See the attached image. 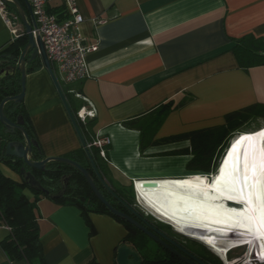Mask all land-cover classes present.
<instances>
[{"label": "crops", "instance_id": "crops-1", "mask_svg": "<svg viewBox=\"0 0 264 264\" xmlns=\"http://www.w3.org/2000/svg\"><path fill=\"white\" fill-rule=\"evenodd\" d=\"M74 2L83 18L78 28L83 44L97 50L85 59L86 77L68 87L80 95L86 111H94L92 139H109L105 157L100 156L106 184L132 191L136 201L137 182L206 176L187 170L193 156L189 140L160 142L141 150V131L122 123L135 118L138 127L148 126L154 108L185 100L184 107L169 112L155 130L154 142L221 126L227 113L264 105V66L243 70L231 52L234 41L247 35L264 44V0ZM60 7L56 1L47 10L63 20ZM8 14L11 26L0 12V53L19 38L13 37L11 28L18 35L24 33L18 14V18ZM22 104L43 158L64 157L82 148L42 64L27 73ZM250 122L257 127L242 131ZM248 123L239 134L264 128V117ZM0 173L21 183L3 162ZM23 194L34 199L27 188ZM35 214L46 264H116V249L128 231L115 219L89 213L87 224L77 207L59 205L42 195ZM4 226L0 224V264H27L9 259L3 247L9 231Z\"/></svg>", "mask_w": 264, "mask_h": 264}, {"label": "trees", "instance_id": "trees-1", "mask_svg": "<svg viewBox=\"0 0 264 264\" xmlns=\"http://www.w3.org/2000/svg\"><path fill=\"white\" fill-rule=\"evenodd\" d=\"M59 9L61 10L63 7H60ZM7 12L15 14L18 18L17 12L12 5L7 6ZM48 12L53 13L51 10ZM26 43L27 38L25 34L22 33L9 48L5 49L0 54H9L17 57L20 55ZM231 52L235 56L239 68L243 70H248L252 67L264 66V44L260 39H256L253 36H243L242 38L234 41ZM39 67H41V61L37 59L29 65L27 73L35 72L39 69ZM59 85L68 106L75 117L80 133L85 140L86 145H89L93 141L91 129L93 124L92 119L94 118L87 119L84 122L78 119L76 116L77 106L74 104L73 99H71L73 95L68 93L72 90V88L64 86L60 81ZM19 92V73H15L13 76L0 82V102L5 97L17 95ZM185 104L186 101L184 100L176 105H173L172 102L159 105L150 112L153 115L149 116L151 121L148 126L143 127L141 125V127H138L137 120L135 118L124 121L122 126L128 129L138 128L141 131V150L145 149L148 145H156L160 142L189 140L191 142L193 156L187 164V170L205 175L215 174L218 162L227 148L231 137L235 133L239 132L240 127L247 124L250 120L261 119L264 117V105L253 104L238 111L227 113L224 116V124L221 126L180 134L167 139L152 142L151 136L161 125L168 113L174 109L184 107ZM4 112L7 118L12 121H14L17 116L21 115L26 133L30 138L36 140L31 122L23 104L16 106L12 103H8L4 107ZM18 138L19 140L21 139L20 134H17L15 137L16 140H18ZM88 150L91 153L97 171L101 177L106 180V167L98 150L94 147H90ZM180 153L186 152L182 151ZM64 157L77 162L83 168L89 170V172L94 176L93 170L82 148L71 152ZM31 159L34 161L44 159L40 148L33 151ZM2 162L18 174L21 161H10L5 159ZM33 174L45 189H52L54 191L60 189L59 179L63 175H70V180L63 198L61 200H53V202L59 205H71L77 207L81 212L83 220L87 224V215L89 213L104 214L121 223L127 229L128 234L120 245L127 244L131 246L142 258V264H185L162 249L156 250V252L151 254V256H146L147 237L127 222L113 216L97 200L83 176L75 169L61 163L51 162L47 165L46 172L33 171ZM94 178L99 191L104 195L107 201L118 211L129 214L127 210H125V206L104 190L100 181L95 176ZM109 187L123 203L128 206L132 205V191L126 192L122 189H114V187H111L110 185ZM25 188L29 189L24 183H16L4 177L0 173V224H4L10 229L8 238L4 242L3 247L10 260H20L26 262L27 264H46L42 252L39 227L35 214L36 202L38 197H41V194L30 190L34 195V199L29 201L23 194ZM126 193L129 194V196L125 195ZM139 215L143 217L140 212ZM188 241L201 251L198 253L200 254L198 256L201 260H203L206 264H215L211 261V259L205 257L208 252H206L205 248L201 244L193 240ZM89 264L96 263L91 262Z\"/></svg>", "mask_w": 264, "mask_h": 264}, {"label": "bare ground", "instance_id": "bare-ground-1", "mask_svg": "<svg viewBox=\"0 0 264 264\" xmlns=\"http://www.w3.org/2000/svg\"><path fill=\"white\" fill-rule=\"evenodd\" d=\"M261 133L264 128L241 133L229 143L211 184L204 183L198 175L141 181L133 187L136 197L171 223L176 231L204 243L218 255L225 256L231 246L230 237H246L248 243L264 251V135ZM241 137H252V140H244L239 145V153L233 151L229 157ZM246 150L249 153L247 173L244 171ZM253 157L260 160L255 174L251 170ZM245 174L249 177L247 182ZM145 184H155L158 188L149 191Z\"/></svg>", "mask_w": 264, "mask_h": 264}, {"label": "water", "instance_id": "water-1", "mask_svg": "<svg viewBox=\"0 0 264 264\" xmlns=\"http://www.w3.org/2000/svg\"><path fill=\"white\" fill-rule=\"evenodd\" d=\"M0 1L5 6L12 5L15 8L23 25L24 34L27 38V43L25 47L22 49L19 56L16 57L9 54H0V82L7 79L8 77L13 76L15 73H19L20 75V92L17 95L5 97L0 102V127H1L0 162H2L4 158H13L15 160L21 161V166L18 171V176L21 180V183H24L29 188V190L38 192L45 198L52 201L61 200L63 198L70 180V175H63L59 179L60 190L54 193L45 189L40 184L39 180L35 178L33 171L46 172L47 165L51 162H57L69 166L75 169L83 176L89 188L93 192L94 196L113 216L130 224L131 226L142 232L147 238L151 239L156 244L165 248L167 251H169L171 254L176 256L185 264H206L201 259L193 256L182 245L173 241L172 239L160 233L159 231L140 222L138 220V217L135 216V213H133L131 209L127 208L126 205L113 193V191L110 189V187L106 184V182L103 180V178L97 171L91 153L89 152L85 140L83 139L80 133L75 117L72 114L68 106V103L65 99V96L62 93L58 80L54 75V72L46 55L41 39L39 37L34 38L32 35V27L34 26V20L28 1L27 0H0ZM21 2H23V4L25 5L26 11L23 9ZM28 17L30 19V22L28 21ZM37 59L41 61L42 66L48 72L53 82L56 92L62 102V105L73 126V129L79 139L81 147L84 150V153L90 163L94 176L100 181L104 189L113 198H115L118 202H120L122 205L126 207V210L129 214L120 212L117 209H115L107 201L104 195L99 191L94 176L89 172V170L83 168L77 162L67 159L65 157H46L39 161H34L31 159L33 151L38 150L39 148L37 141L35 139L30 138L26 133L24 129V122L22 116L19 115L14 121H12L9 118H7V116L5 115L4 107L8 103H12L16 106L22 104L25 97L27 69L29 65ZM17 134H20L21 136L20 140L19 138L18 140L15 139ZM145 186H146L145 189L149 191H156L158 188L157 185L155 184H145ZM176 232L184 238L192 239L181 232L178 231ZM115 261L116 264H142V258L137 254V252L131 246L127 244L118 246V248L116 249Z\"/></svg>", "mask_w": 264, "mask_h": 264}, {"label": "built area", "instance_id": "built-area-1", "mask_svg": "<svg viewBox=\"0 0 264 264\" xmlns=\"http://www.w3.org/2000/svg\"><path fill=\"white\" fill-rule=\"evenodd\" d=\"M34 20L32 35L39 37L43 43L46 55L51 64L56 79L64 85L69 86L73 83L82 81L86 77L85 59L97 50V46H86L83 44L78 28L83 22L74 0H27ZM60 2L64 10V18H58L49 13L47 8L53 2ZM0 12L6 24L11 26L7 6L0 1ZM13 37L18 38L17 31L11 28ZM75 98L81 99L80 95L73 90L68 92ZM78 119L84 122L94 118L92 109L77 113ZM109 139L95 138L89 145V149L94 147L99 155L105 157V148L109 146ZM8 231L10 229L4 226ZM231 246L227 253L242 249V253L237 258L225 260L224 264H264V251L256 245L248 243L246 237H230ZM209 248V247H208ZM210 249V248H209ZM211 250V249H210ZM212 251V250H211ZM213 252V251H212ZM216 254V253H215ZM218 255V254H217Z\"/></svg>", "mask_w": 264, "mask_h": 264}, {"label": "rangeland", "instance_id": "rangeland-1", "mask_svg": "<svg viewBox=\"0 0 264 264\" xmlns=\"http://www.w3.org/2000/svg\"><path fill=\"white\" fill-rule=\"evenodd\" d=\"M71 99L78 100V102H79V103L76 102V106H77L76 116H77V113H79L80 110L83 109V112L86 111V109H85V103L82 101V99H78V98L76 99L74 96ZM255 124H256V122H252V123L250 122V123H248L244 127V129L242 131H250V130L255 129L257 127V125H255ZM239 132L238 133H235L231 137L230 142L239 134ZM216 173H217V170H216V172H215L214 175L213 174L206 175V176L201 175L200 177L204 181V183L211 184L213 182V179L216 177ZM125 195L129 196V194H127V193ZM132 196H133L132 197L133 198L132 199V204H133V206L135 205V207H136V201L134 199V195H132ZM137 201L140 203V201L138 199H137ZM140 204H141V206H138L137 205L138 208H136V210H139V212L142 215L147 216V218L150 221L155 222L156 224L159 225V227L165 228L168 231V233H170L171 236L176 237L177 239H179V241H181V242L184 241L187 244V246H189L190 248H193L194 250H197L198 253L201 252L199 249H197L196 247H194V245H192L191 242L188 241V240H192V239H188L187 240V238H184V237L180 236V234H178L176 232V228L171 223H169L168 221L163 220L162 218H160L156 213H154L152 210H150V208L148 206H146L144 203L141 202ZM193 241L201 244L205 248L206 252H208V253H206V256L205 257H208V259H211V261H213L215 264H224V261L225 260H228L229 261V260H232L234 258H237L238 256H240V254L243 251L242 249H239V250H236V251H233V252L229 253L228 255H226V257H223L221 255H217L214 252H212L211 251L212 249L209 247L211 249L210 250L207 245L202 244V243L196 241L195 239ZM146 247H147V249H146L147 251L145 252V255L146 256H151V254H154L156 252V249L158 248V244H156L155 242H153L151 239L147 238Z\"/></svg>", "mask_w": 264, "mask_h": 264}, {"label": "flooded vegetation", "instance_id": "flooded-vegetation-1", "mask_svg": "<svg viewBox=\"0 0 264 264\" xmlns=\"http://www.w3.org/2000/svg\"><path fill=\"white\" fill-rule=\"evenodd\" d=\"M5 159H8V160H10V161H14L15 159H13V158H4V160ZM60 190V189H59ZM59 190H56V191H54V190H52V189H50L49 191L50 192H54V193H56V192H58ZM125 204V203H124ZM126 205V204H125ZM126 207L127 208H129V209H131L132 211H133V213H135V216L136 217H138V220L140 221V222H142V223H144L145 225H147V226H149V227H151V228H153V229H155V230H157V231H159L160 233H162V234H164L165 236H167V237H169L170 239H172L173 241H175V242H177L178 244H180V245H182L187 251H189L193 256H195V257H197V258H199L200 259V257L198 256L199 254H198V251L197 250H194L193 248H190L189 246H187V244L184 242V241H179V239H177L176 237H174V236H171L170 235V233H168V231L165 229V228H161V227H159V225L158 224H156L155 222H153V221H150L148 218H147V216H144L143 215V217L142 216H140L139 215V211L138 210H136V208H135V205L133 206V204L132 205H126ZM126 207H125V210H126ZM159 249H162V250H164L165 252H167V253H169V254H171L169 251H167L165 248H163V247H161L160 245H158V248L156 249V250H159ZM172 256H174L173 254H171ZM174 257H176V256H174ZM177 258V257H176ZM178 259V258H177ZM178 260H180V259H178ZM181 261V260H180ZM203 261V260H202ZM204 262V261H203ZM184 263V262H183Z\"/></svg>", "mask_w": 264, "mask_h": 264}, {"label": "snow or ice", "instance_id": "snow-or-ice-1", "mask_svg": "<svg viewBox=\"0 0 264 264\" xmlns=\"http://www.w3.org/2000/svg\"><path fill=\"white\" fill-rule=\"evenodd\" d=\"M259 135H264V133H261ZM244 140H248V141L251 142L252 137H241V140L237 141L236 144L233 145L232 151L229 152V157H231L233 151L239 153V145ZM238 161H239V155H237V162ZM248 161H249V153L246 150L245 153H244V171H245V173H247L248 170H249V163H248ZM259 162H260L259 158H257V157H253L252 158L251 170H252L253 174H255ZM248 179H249V177L247 176V174H245V176H244L245 182H247ZM228 199H231V197H228Z\"/></svg>", "mask_w": 264, "mask_h": 264}, {"label": "clouds", "instance_id": "clouds-1", "mask_svg": "<svg viewBox=\"0 0 264 264\" xmlns=\"http://www.w3.org/2000/svg\"><path fill=\"white\" fill-rule=\"evenodd\" d=\"M140 204V203H139ZM138 202H136V207L135 208H138V206H141V204L139 205ZM138 205V206H137Z\"/></svg>", "mask_w": 264, "mask_h": 264}]
</instances>
